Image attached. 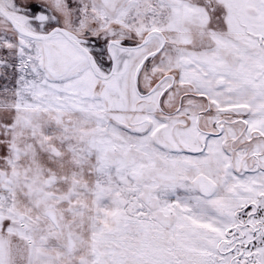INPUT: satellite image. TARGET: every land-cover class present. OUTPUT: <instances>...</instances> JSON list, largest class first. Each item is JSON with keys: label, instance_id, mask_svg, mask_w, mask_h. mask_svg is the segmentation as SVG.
Instances as JSON below:
<instances>
[{"label": "snow or ice", "instance_id": "snow-or-ice-1", "mask_svg": "<svg viewBox=\"0 0 264 264\" xmlns=\"http://www.w3.org/2000/svg\"><path fill=\"white\" fill-rule=\"evenodd\" d=\"M0 264H264V0H0Z\"/></svg>", "mask_w": 264, "mask_h": 264}]
</instances>
